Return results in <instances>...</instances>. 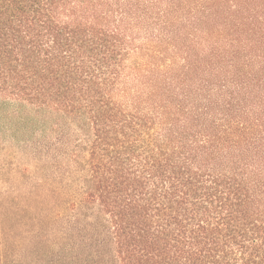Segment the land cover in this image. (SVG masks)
Wrapping results in <instances>:
<instances>
[{"label": "trees", "instance_id": "16d2710c", "mask_svg": "<svg viewBox=\"0 0 264 264\" xmlns=\"http://www.w3.org/2000/svg\"><path fill=\"white\" fill-rule=\"evenodd\" d=\"M0 95L87 117L116 264H264V0H0Z\"/></svg>", "mask_w": 264, "mask_h": 264}, {"label": "rangeland", "instance_id": "374dc122", "mask_svg": "<svg viewBox=\"0 0 264 264\" xmlns=\"http://www.w3.org/2000/svg\"><path fill=\"white\" fill-rule=\"evenodd\" d=\"M90 138L83 114L0 95V264H116L83 200Z\"/></svg>", "mask_w": 264, "mask_h": 264}]
</instances>
